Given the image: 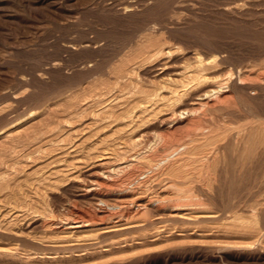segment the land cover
<instances>
[{
    "label": "rangeland",
    "instance_id": "obj_1",
    "mask_svg": "<svg viewBox=\"0 0 264 264\" xmlns=\"http://www.w3.org/2000/svg\"><path fill=\"white\" fill-rule=\"evenodd\" d=\"M113 1L0 0V264H264L263 186L212 187V206L221 208L222 194L231 200L228 220L132 214L120 223L141 225L125 232L63 237L69 210L104 207L82 191L98 179L93 172L152 141L145 134L129 149L127 137L143 134L135 105L140 90L159 84V49L216 53L235 83L239 69L264 72V0ZM255 96L264 109V90ZM180 188L207 209V187Z\"/></svg>",
    "mask_w": 264,
    "mask_h": 264
},
{
    "label": "bare ground",
    "instance_id": "obj_2",
    "mask_svg": "<svg viewBox=\"0 0 264 264\" xmlns=\"http://www.w3.org/2000/svg\"><path fill=\"white\" fill-rule=\"evenodd\" d=\"M121 11L130 12L132 6L125 5ZM139 53L142 54L140 51ZM140 54H137V57ZM156 54H162L166 58L164 59L166 61L157 63L152 70L155 77L159 78V84L150 88V91L140 90L143 101L135 105V108H139V115L136 114V117L141 122L136 126V130L139 129V133L143 134L139 136L132 134L127 137L129 149L130 146L136 147L145 134L150 135L152 141L148 142V148L144 152L131 155L128 160H121L98 174L93 172L98 179L90 182L91 184L85 186L82 191L93 196L97 207L98 204L104 207L89 209L91 211L86 212H81L86 209L79 211L76 208L72 209L73 207L72 210H67L69 215H66L71 217H64V221L62 220V227L64 226L62 234H65L63 237H67V231L74 229L83 230L81 236L77 238L95 235L96 232L98 234L125 232L141 225L135 224L138 222L120 223L122 220L130 219L132 214L135 218L140 214L148 213V216L152 214L157 221L166 214L165 212H168L166 217L177 221L184 219L188 222L201 220L215 223L228 220L225 215L231 210V200L229 201V198L222 196L221 193V208L212 206L210 203H213V199L209 197L212 187H264V109L257 108L253 103V96L257 97V94L264 90V72L260 74L262 71L260 73L257 71L258 73L251 77L253 74L251 70L239 69L236 74V80L239 81L237 86V83L232 81L234 73L231 71L222 73L220 70L219 56L216 53L182 54L178 49H159ZM235 89L236 93L233 92ZM241 101L244 102V106ZM131 103L129 102L128 105L130 106ZM127 114L126 116L129 115ZM130 118L133 119L131 116ZM195 185L202 189L207 187V209L203 202L195 201L187 194L189 189L180 188ZM151 187H159L160 191H152ZM107 196L113 198L108 202L105 199ZM50 217H54L53 213ZM114 218L116 220H113ZM53 219L51 218L50 222ZM260 221L262 223V220ZM55 224L51 222L48 227L52 226L53 229ZM100 225L102 227H99ZM94 227L96 228L93 229Z\"/></svg>",
    "mask_w": 264,
    "mask_h": 264
}]
</instances>
